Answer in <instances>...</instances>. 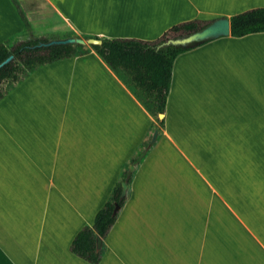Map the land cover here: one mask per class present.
Masks as SVG:
<instances>
[{
	"label": "crops",
	"instance_id": "crops-1",
	"mask_svg": "<svg viewBox=\"0 0 264 264\" xmlns=\"http://www.w3.org/2000/svg\"><path fill=\"white\" fill-rule=\"evenodd\" d=\"M15 1L28 27L13 0H0V44L153 41L181 23L264 8V0ZM129 82L91 49L36 69L0 100V264H90L71 253L73 239L158 129ZM163 120L98 264H264V32L180 53Z\"/></svg>",
	"mask_w": 264,
	"mask_h": 264
},
{
	"label": "trees",
	"instance_id": "trees-1",
	"mask_svg": "<svg viewBox=\"0 0 264 264\" xmlns=\"http://www.w3.org/2000/svg\"><path fill=\"white\" fill-rule=\"evenodd\" d=\"M13 3L24 27L27 28L28 24L23 13L15 0H13ZM228 20L232 37H243L248 34L264 32V8L240 13L230 17ZM210 22L195 20L181 23L171 27L161 37L153 41L93 37L100 39L101 44L91 46V48L80 45L38 48L37 45L39 43L49 40L45 38H29L12 44L9 42L2 43L0 44V63L10 55L13 56V59L0 68V100L16 84L22 82L36 69L59 60L85 55L92 49L112 71L117 74L122 72L128 76L132 89L140 92L149 100L150 106L143 104L146 108L153 110L158 129H161L163 128L164 120H159L158 115L164 114L171 84L173 62L180 53L201 45L180 47L171 45L169 42L196 32ZM87 38L91 37H84V39ZM5 85L7 87H4ZM153 130L154 127L151 128L146 140L137 148L132 159L124 166L111 195L96 213L92 226H84L73 239L70 245V251L73 255L90 264H98L101 261L105 252L104 240L128 199L129 187L135 170L153 146L150 142ZM129 166H133L134 171L126 181ZM125 181L128 189L126 195L121 198V183ZM97 237L101 239L100 247H97Z\"/></svg>",
	"mask_w": 264,
	"mask_h": 264
},
{
	"label": "water",
	"instance_id": "water-1",
	"mask_svg": "<svg viewBox=\"0 0 264 264\" xmlns=\"http://www.w3.org/2000/svg\"><path fill=\"white\" fill-rule=\"evenodd\" d=\"M228 35H230L229 20L227 18H219L211 21L208 25H206L205 27H203L202 29L196 32L190 33L184 37L170 41L169 44L180 47H188V46H194V45L206 43L208 41L215 40ZM100 44H101L100 39H96L93 37L84 39L79 36H73L63 39L48 40L46 42L39 43L37 47L49 48L52 46H60V45H80L86 48H91V46L100 45ZM12 59H13L12 55L8 56L4 61L0 63V68L8 64ZM158 119L162 120L163 114H159ZM158 134H159V129H155L151 137V141H150L151 144L156 141ZM133 170H134L133 166L128 167L126 181L129 179ZM126 181L121 183V193H120L121 198L124 197L127 192L128 187ZM100 245H101V239L97 237V247H100Z\"/></svg>",
	"mask_w": 264,
	"mask_h": 264
},
{
	"label": "rangeland",
	"instance_id": "rangeland-1",
	"mask_svg": "<svg viewBox=\"0 0 264 264\" xmlns=\"http://www.w3.org/2000/svg\"><path fill=\"white\" fill-rule=\"evenodd\" d=\"M72 35H70V37H71ZM73 36H78V35H73ZM53 39H55V38H51V39H49V40H53ZM20 39L19 38H14L11 42H10V44H12V43H15V42H18ZM4 87H7V85H5ZM132 88V87H131ZM133 90V92L134 93H136V94H138V97L140 98V100L144 103V104H148V106H150L149 105V100L148 99H146L145 98V96L143 95V94H141L140 92H138V91H136V90H134V89H132ZM151 108V107H150Z\"/></svg>",
	"mask_w": 264,
	"mask_h": 264
}]
</instances>
